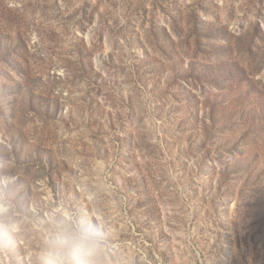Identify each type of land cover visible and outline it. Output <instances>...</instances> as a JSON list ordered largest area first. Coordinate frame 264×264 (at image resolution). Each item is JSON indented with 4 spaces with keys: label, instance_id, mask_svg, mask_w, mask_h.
Listing matches in <instances>:
<instances>
[{
    "label": "rangeland",
    "instance_id": "rangeland-1",
    "mask_svg": "<svg viewBox=\"0 0 264 264\" xmlns=\"http://www.w3.org/2000/svg\"><path fill=\"white\" fill-rule=\"evenodd\" d=\"M0 264L52 206L114 264H264V0H0Z\"/></svg>",
    "mask_w": 264,
    "mask_h": 264
},
{
    "label": "clouds",
    "instance_id": "clouds-1",
    "mask_svg": "<svg viewBox=\"0 0 264 264\" xmlns=\"http://www.w3.org/2000/svg\"><path fill=\"white\" fill-rule=\"evenodd\" d=\"M14 183L11 172L0 171V210ZM39 229L42 239L34 264H114L109 258V233L85 212L72 210L67 204L52 206L40 219Z\"/></svg>",
    "mask_w": 264,
    "mask_h": 264
}]
</instances>
